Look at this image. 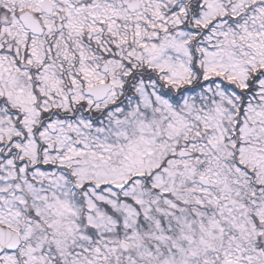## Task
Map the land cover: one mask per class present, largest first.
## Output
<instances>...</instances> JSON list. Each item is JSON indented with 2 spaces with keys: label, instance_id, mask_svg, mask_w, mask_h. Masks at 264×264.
<instances>
[{
  "label": "snow or ice",
  "instance_id": "snow-or-ice-1",
  "mask_svg": "<svg viewBox=\"0 0 264 264\" xmlns=\"http://www.w3.org/2000/svg\"><path fill=\"white\" fill-rule=\"evenodd\" d=\"M0 264H264V0H0Z\"/></svg>",
  "mask_w": 264,
  "mask_h": 264
}]
</instances>
